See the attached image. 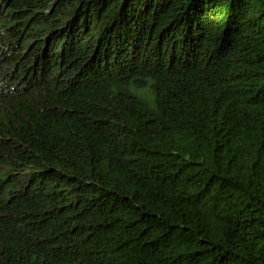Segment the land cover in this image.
<instances>
[{
    "label": "trees",
    "instance_id": "obj_1",
    "mask_svg": "<svg viewBox=\"0 0 264 264\" xmlns=\"http://www.w3.org/2000/svg\"><path fill=\"white\" fill-rule=\"evenodd\" d=\"M0 264H264V0H0Z\"/></svg>",
    "mask_w": 264,
    "mask_h": 264
}]
</instances>
